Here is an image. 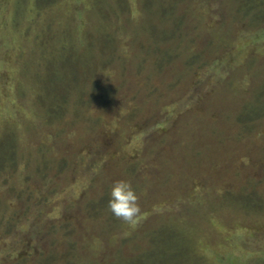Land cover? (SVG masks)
I'll return each mask as SVG.
<instances>
[{"label": "rangeland", "instance_id": "rangeland-1", "mask_svg": "<svg viewBox=\"0 0 264 264\" xmlns=\"http://www.w3.org/2000/svg\"><path fill=\"white\" fill-rule=\"evenodd\" d=\"M0 264H264V0H0Z\"/></svg>", "mask_w": 264, "mask_h": 264}, {"label": "clouds", "instance_id": "clouds-1", "mask_svg": "<svg viewBox=\"0 0 264 264\" xmlns=\"http://www.w3.org/2000/svg\"><path fill=\"white\" fill-rule=\"evenodd\" d=\"M138 201L139 196L128 180L118 179L110 186L108 207L114 216L134 223L141 211Z\"/></svg>", "mask_w": 264, "mask_h": 264}]
</instances>
